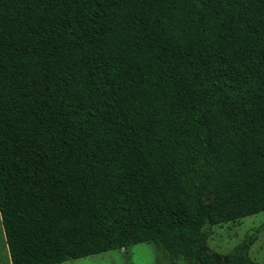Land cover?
I'll return each instance as SVG.
<instances>
[{"label":"trees","instance_id":"16d2710c","mask_svg":"<svg viewBox=\"0 0 264 264\" xmlns=\"http://www.w3.org/2000/svg\"><path fill=\"white\" fill-rule=\"evenodd\" d=\"M263 211L264 0H0L10 264H261L207 241Z\"/></svg>","mask_w":264,"mask_h":264},{"label":"rangeland","instance_id":"374dc122","mask_svg":"<svg viewBox=\"0 0 264 264\" xmlns=\"http://www.w3.org/2000/svg\"><path fill=\"white\" fill-rule=\"evenodd\" d=\"M255 235L250 257L264 264V211L210 228L207 245L210 251L226 255L243 239ZM0 264H10L7 245L0 222ZM56 264H167L151 242L136 243L124 249H111L86 257L69 259ZM176 264H189L180 258Z\"/></svg>","mask_w":264,"mask_h":264}]
</instances>
